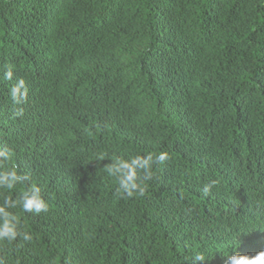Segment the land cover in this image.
I'll return each instance as SVG.
<instances>
[{
  "label": "trees",
  "instance_id": "trees-1",
  "mask_svg": "<svg viewBox=\"0 0 264 264\" xmlns=\"http://www.w3.org/2000/svg\"><path fill=\"white\" fill-rule=\"evenodd\" d=\"M160 152L142 196L107 171ZM0 153L2 264L264 251V0H0ZM33 183L47 212L22 209Z\"/></svg>",
  "mask_w": 264,
  "mask_h": 264
},
{
  "label": "clouds",
  "instance_id": "clouds-1",
  "mask_svg": "<svg viewBox=\"0 0 264 264\" xmlns=\"http://www.w3.org/2000/svg\"><path fill=\"white\" fill-rule=\"evenodd\" d=\"M5 78L10 79L11 78V71L7 72L5 74ZM23 89V91H22ZM26 88L24 87V81L20 80L15 86L11 89V99L14 104H20L24 101L26 97ZM22 110L17 111L15 115L20 116L22 115ZM0 155H3V153H0ZM10 152L5 155V160L9 159ZM168 158V155L166 152H160L159 154H156L153 156L152 154H149L148 156L142 158V162L140 163V168L143 169V177L139 178L136 176L134 171H131L130 174H125V168L132 169L133 166L136 164L137 160H140L141 158H136V160L132 161V164H125L124 162L120 161L115 163V165L111 167H107V171L109 175H114L113 168L118 171L121 176H116L119 184L122 183V177L127 175L131 178L132 182L130 184H125L123 194L131 197L134 193H138L139 195H144L146 191L147 184L144 182L150 181L153 177V173L151 171V167L153 163L156 164H162L166 159ZM27 178V176H25ZM137 179H141V183H137ZM20 182V176L17 174L15 170L8 171L5 173V179L3 181H0V184H3L5 188L11 189L15 184ZM22 184V183H21ZM215 184V181H210L209 183L205 184L203 186V193L205 196L209 194L211 189L213 188ZM143 185V186H142ZM41 191L40 187H37L36 184H32L28 189H25L22 192L21 195V204L22 209L24 212H33V213H41V212H47L48 211V205L43 200L40 195L38 194ZM126 193V194H125ZM16 232L14 231L12 226L4 225L0 227V241H8L11 242L15 238ZM25 240H32V236L28 233L24 235ZM193 261H204L203 255L196 254L192 257ZM2 264V262H0ZM228 264H264V251H261L257 253L255 256H252L251 258L245 255H233L228 259Z\"/></svg>",
  "mask_w": 264,
  "mask_h": 264
}]
</instances>
